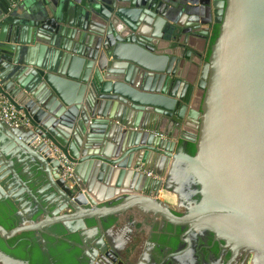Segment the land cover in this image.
I'll return each instance as SVG.
<instances>
[{
  "label": "water",
  "instance_id": "obj_1",
  "mask_svg": "<svg viewBox=\"0 0 264 264\" xmlns=\"http://www.w3.org/2000/svg\"><path fill=\"white\" fill-rule=\"evenodd\" d=\"M77 3L75 15L42 3L24 15L0 0V82L30 122L0 120V204L24 221L0 237L60 224L86 241L88 220L136 210L184 228L182 241L209 232L243 264H264V0H213L204 28L170 20L161 0ZM97 182L112 199L90 195ZM0 264L30 263L0 250Z\"/></svg>",
  "mask_w": 264,
  "mask_h": 264
},
{
  "label": "flooded vegetation",
  "instance_id": "obj_2",
  "mask_svg": "<svg viewBox=\"0 0 264 264\" xmlns=\"http://www.w3.org/2000/svg\"><path fill=\"white\" fill-rule=\"evenodd\" d=\"M12 205L16 207L17 212V205ZM39 206L38 203L33 204L34 213ZM171 208L177 213L182 211L179 207ZM40 216H44L43 212L36 214L34 219ZM109 217L104 218L100 224L94 219L87 221V228L93 230L88 232L86 241L78 232L66 231L60 224H53L48 230L44 229V232L34 231L32 239L40 244L43 252L37 263L75 264L76 262L72 263L69 258V254H74L76 264H243V252L234 254L229 246H221L220 242L215 241L209 232H193L186 235L188 241H182L184 228L150 214H140L141 220L136 224L135 232L129 230L136 238L134 237L133 241L130 236L124 241L115 235V229L120 226L122 219L117 217L116 221L108 224ZM23 222L21 219L18 225ZM146 225H149V229L145 228ZM75 234H78L79 238ZM175 238L178 239L176 246L173 242ZM63 241L70 245L65 248L67 253L61 251ZM7 247L10 251L15 249V246ZM100 248L105 250L101 252ZM0 250L7 252L2 244ZM142 250L144 255L141 257ZM7 253L22 259L13 253Z\"/></svg>",
  "mask_w": 264,
  "mask_h": 264
},
{
  "label": "crops",
  "instance_id": "obj_3",
  "mask_svg": "<svg viewBox=\"0 0 264 264\" xmlns=\"http://www.w3.org/2000/svg\"><path fill=\"white\" fill-rule=\"evenodd\" d=\"M67 1V2H66ZM80 0H18V5L16 7L19 8L20 12L24 15H27L33 6L42 3L44 6L48 5L51 8H56L61 5L62 7H66L67 13L75 15L74 7L78 4L77 2ZM162 1V10L167 12L170 20L173 21H181L184 24H192V23H200L201 27L204 28L209 24L210 20L214 18L213 11V0H161ZM66 2V3H65ZM86 2V0H84ZM66 4V5H65ZM65 5V6H64ZM212 32L209 35V39L211 38ZM28 129V127H25ZM27 129L25 134H27ZM165 173L168 172L167 167L163 170ZM37 173H33L30 171L26 174V176H22V178L27 182L29 187L32 190L38 188L36 177ZM21 188L26 190L24 184L21 182ZM27 197V191H25ZM115 191L112 190L109 186H106L100 182H97L94 186L92 193L90 195L97 199L98 202H105L109 197L112 199ZM159 197L166 202L171 207H178V199L176 194L172 193L168 190H162L159 194ZM28 209V208H27ZM139 211L132 210L128 211L125 214H122L119 218L122 219L120 226L115 229V235L117 238L124 239V241L131 236V239L134 241L135 235L130 231L135 232L136 224L141 220ZM132 231V232H133ZM129 234V235H128ZM132 234V235H131ZM128 235V236H126ZM136 238V237H135ZM144 238V237H143Z\"/></svg>",
  "mask_w": 264,
  "mask_h": 264
},
{
  "label": "trees",
  "instance_id": "obj_4",
  "mask_svg": "<svg viewBox=\"0 0 264 264\" xmlns=\"http://www.w3.org/2000/svg\"><path fill=\"white\" fill-rule=\"evenodd\" d=\"M218 32H219L218 26H215L211 38L209 40V45H211L215 41V39L218 36ZM209 53L210 52H208L207 57L209 56ZM187 151L193 155L195 153L194 144L189 143L187 146ZM15 211H16V207L12 205L11 202L9 201L2 202L0 204V225L4 226L8 230L16 227L18 223L21 221V218L17 215ZM116 219H117L116 216H110L109 222L107 223L111 224L113 221H116ZM33 234L34 231H24L8 239V241H4L0 237V244H2L5 247L7 252L13 253L22 259L28 260L30 264H38L37 262L39 261V258L40 259L42 258L43 252L40 247V244L32 239ZM75 235L77 236V238H79L78 234ZM173 242L174 245L176 246V244L178 243V239L175 238ZM62 243L63 245L61 251L67 253V250L65 248L66 246H70L69 243L65 241H63ZM7 245L15 246L14 251H10ZM69 255L71 262L77 263L76 258L73 256L74 254H69Z\"/></svg>",
  "mask_w": 264,
  "mask_h": 264
},
{
  "label": "built area",
  "instance_id": "obj_5",
  "mask_svg": "<svg viewBox=\"0 0 264 264\" xmlns=\"http://www.w3.org/2000/svg\"><path fill=\"white\" fill-rule=\"evenodd\" d=\"M0 120L14 128L30 127V122L22 117V113L3 93L0 82ZM44 143L50 148L51 156L58 159L64 169V177L70 178L73 175L74 163L69 161L66 154L51 141L49 138L44 139ZM148 175L154 176L152 172Z\"/></svg>",
  "mask_w": 264,
  "mask_h": 264
},
{
  "label": "rangeland",
  "instance_id": "obj_6",
  "mask_svg": "<svg viewBox=\"0 0 264 264\" xmlns=\"http://www.w3.org/2000/svg\"><path fill=\"white\" fill-rule=\"evenodd\" d=\"M180 210L184 211L185 209L183 207H179ZM146 229H149V225L145 226ZM144 255V250L140 252V256L142 257Z\"/></svg>",
  "mask_w": 264,
  "mask_h": 264
}]
</instances>
